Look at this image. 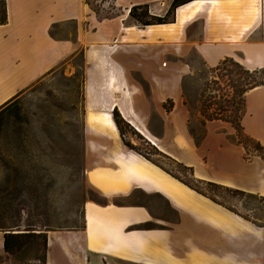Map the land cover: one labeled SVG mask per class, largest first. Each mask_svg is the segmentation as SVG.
Returning <instances> with one entry per match:
<instances>
[{
	"label": "crops",
	"instance_id": "0c3cea01",
	"mask_svg": "<svg viewBox=\"0 0 264 264\" xmlns=\"http://www.w3.org/2000/svg\"><path fill=\"white\" fill-rule=\"evenodd\" d=\"M165 1L173 2L117 3L127 19L133 6ZM196 2L203 4L193 15L180 14ZM7 4L0 109L57 67L64 43L83 45L85 179L106 204L89 201L80 230L48 232L47 264H264V227L128 148L112 116L118 110L164 155L192 168L195 179L264 197V159L247 158L229 122L195 125L184 94L195 62L215 68L231 58L251 71L264 68V0H198L180 7L174 23L149 27L117 17L82 29L81 40L57 37V29L92 20L85 0ZM241 125L264 147V86L245 95ZM137 191L162 200L175 218L156 217L145 205H116ZM148 222L161 227L136 228ZM4 235L0 264H12Z\"/></svg>",
	"mask_w": 264,
	"mask_h": 264
},
{
	"label": "rangeland",
	"instance_id": "374dc122",
	"mask_svg": "<svg viewBox=\"0 0 264 264\" xmlns=\"http://www.w3.org/2000/svg\"><path fill=\"white\" fill-rule=\"evenodd\" d=\"M170 6L171 2H158L150 4V10L164 16ZM89 7L92 20L58 27L57 37L79 38L82 29L83 33L95 30L101 22L117 17L124 25L134 23L129 17L125 19L126 9L117 0H91ZM81 47L80 42L76 45L64 43L61 49L68 51H64L67 54L57 62V67L17 96L12 109L0 110V228L17 233L24 230L64 233L84 226L86 204L96 195L85 179ZM225 68L229 72L233 69L230 64L218 70L195 62L192 73L185 78V103L195 125L203 119L201 111L205 100L210 101L211 112L224 98L228 104L234 103L233 89L219 79L226 74ZM223 94L226 95L224 98ZM132 142L151 151V147L136 135H132ZM249 143L252 157L255 148L253 142ZM161 162L171 171L180 172L164 158ZM200 187L209 196L241 213L248 212L245 205L258 209V213L264 211V203L259 201H249L206 184ZM130 202L149 207L156 217L175 218L159 198L136 195ZM37 247L15 256L7 255L12 258L10 263L39 264L36 256L41 252Z\"/></svg>",
	"mask_w": 264,
	"mask_h": 264
},
{
	"label": "trees",
	"instance_id": "16d2710c",
	"mask_svg": "<svg viewBox=\"0 0 264 264\" xmlns=\"http://www.w3.org/2000/svg\"><path fill=\"white\" fill-rule=\"evenodd\" d=\"M194 1L198 0H173L171 3L170 9L167 11V13L164 16H158L151 12L150 5L143 4V5H136L133 6L130 9L129 17L141 27H149V26H155V25H165V24H171L175 22L176 19V11L189 3H192ZM91 0H87V4L90 5ZM9 21V14H8V4L7 0H0V26L6 25ZM230 64L232 65L233 69L229 72L226 68V74H222L219 76V79H223L222 81L228 85V87L232 88L234 91L233 94V101L234 103L231 104L227 102V100L224 98L226 95L223 94L222 98L224 100L220 101L217 108L214 110V112L210 110L211 103L208 100H205L203 103V108L201 111V116L203 117L201 121V125H204L206 121L211 120H222L231 123L235 130H236V139L238 140V143L244 146L246 150L247 158H250L251 155L249 153V142H253L254 148H255V155L260 156L264 159V147L257 142L256 140L250 138L248 135L245 134L244 129L241 125L242 116L244 114L245 109V95L250 90L264 86V68L257 69V70H248L245 68L241 63L235 61L231 58H226L224 61H222L215 69L221 70V68L225 65ZM15 99L12 100L7 106L3 107L2 109H12L16 104ZM1 110V109H0ZM113 119L118 127V130L120 132V135L122 137L123 142L125 145L130 148L131 150H134L135 152L141 154L151 162L155 163L159 167L163 168L165 171L170 173L172 176L183 182L184 184L188 185L192 189L196 190L197 192L204 194L213 201L221 203L219 200H217L214 197L209 196L200 186L201 185H208L210 187H213L214 189H224L232 192L236 196H241L249 201H259L261 203H264V197L255 195V194H249L240 190H235L232 188H228L216 183H210V182H204L200 181L194 178L193 175V169L189 168L171 158L164 155L159 149H157L153 144L148 142L129 122H127L119 113L118 110H114L112 113ZM132 135H136L141 140L145 141L151 148V151H145L143 148H140L139 146H136L132 142ZM235 140V139H234ZM236 141V140H235ZM161 158H164L165 160L169 161V163L174 164L180 172H173L170 169H168L162 162ZM183 173V175H182ZM187 173V176H186ZM190 174V175H189ZM187 177H191L190 180L187 179ZM93 194L96 195V198L92 201H95L99 204H106V201L100 198L95 192L91 190ZM136 195H140L141 197L148 195L143 193L142 191H137L135 195L131 198L117 200L115 203L119 206H125V205H136L131 203L130 201L132 198H134ZM249 204V203H248ZM140 205V204H137ZM224 205V204H223ZM230 210L239 213L243 218L246 220L251 221L258 227H264V211L261 212L259 210V213L257 212L258 209H250L248 205H245V209L248 211L247 213H241L239 211L234 210L231 207H228ZM252 215H251V214ZM83 228V227H81ZM80 228V229H81ZM137 229L141 230H155L158 228V226L152 222L144 223L142 225L136 226ZM0 231L5 232L4 235V249L5 253L8 256H15L20 254L21 252L25 251L26 249H34L35 246H38L37 249L39 252H41L40 255L36 256V260L39 262V264H47V256L49 251V239H48V232L44 230H39L40 232H35L32 230H24V232H14L9 231L5 228H0Z\"/></svg>",
	"mask_w": 264,
	"mask_h": 264
},
{
	"label": "bare ground",
	"instance_id": "6f19581e",
	"mask_svg": "<svg viewBox=\"0 0 264 264\" xmlns=\"http://www.w3.org/2000/svg\"><path fill=\"white\" fill-rule=\"evenodd\" d=\"M202 4H203V2H196V3H193V4L189 5V6L182 7L180 9V14L182 16H185L188 13L193 15L199 9V6H201Z\"/></svg>",
	"mask_w": 264,
	"mask_h": 264
}]
</instances>
